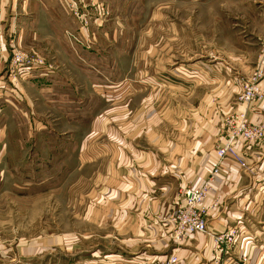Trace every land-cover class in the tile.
<instances>
[{"label": "rangeland", "instance_id": "1", "mask_svg": "<svg viewBox=\"0 0 264 264\" xmlns=\"http://www.w3.org/2000/svg\"><path fill=\"white\" fill-rule=\"evenodd\" d=\"M5 1L4 8L0 3V56L6 51L0 65L4 262L18 253L20 242H33L34 253H40L57 237L68 255L80 251L86 259L91 249L105 251L109 240L115 241L111 221L116 217L108 210L126 199L112 195L110 180L117 181L121 170L132 165L127 157L163 155L154 142L158 135L167 139L171 127L183 122L190 103H206L203 115L210 127L222 131L224 143L216 141L215 152L242 123L260 124L245 109L264 93L249 101L244 97L256 86L264 92V0H72L87 16L84 30L69 11V0H60L61 5L55 0L63 8L62 21L54 25L56 35L42 32L38 21L39 32L25 31L22 40L19 22L9 23ZM12 49L43 58L54 73L31 80L39 83H10ZM188 85H195V92L185 93ZM200 94L208 98L201 101ZM213 164L201 184L221 165ZM192 186L199 185L176 191L173 213L180 193ZM170 198L162 197V203ZM173 231L171 224L166 236L174 244ZM218 236L224 241L218 247L238 246L236 230L225 229ZM185 242L175 243V249ZM227 251L219 255L220 262L248 264L246 257Z\"/></svg>", "mask_w": 264, "mask_h": 264}, {"label": "crops", "instance_id": "2", "mask_svg": "<svg viewBox=\"0 0 264 264\" xmlns=\"http://www.w3.org/2000/svg\"><path fill=\"white\" fill-rule=\"evenodd\" d=\"M4 1L0 0L3 8ZM56 1L61 5L60 0ZM56 1L12 0L11 3V0H8L9 23L15 20L19 22V39L22 40L25 31H33L35 34L39 32L36 28L38 21H41L43 26L42 32L47 29L55 34L57 28L55 29L54 25L57 27L60 19L62 21V6ZM29 21L33 23L31 28L27 27ZM13 28L9 26L10 31ZM34 33L30 34L35 35ZM3 54L2 57L0 56V65L1 60L4 59ZM1 78L3 77L1 76L0 80ZM35 82L40 81H30V83ZM46 82L47 79L44 80V83ZM55 83L58 84L57 81ZM187 87L185 93L195 92L192 91L195 85L190 86V91ZM190 94L188 96L191 101ZM200 95L201 101L208 98L207 94ZM54 96L56 95H51ZM223 97L219 95L216 98H220L222 102ZM205 105L206 103L198 106L190 103L183 122H176L171 127L169 137L163 140L162 136L158 135L154 144L158 145L159 152L161 148L164 150L163 155L151 154L144 157L139 154L133 158H125L126 163L132 165L121 170L117 181L110 180L115 185L114 187L111 185L115 188H112L114 190L112 195L120 194L126 199L114 209L112 207L108 210L116 217L111 221L113 228L111 233H114L112 237L115 241L109 240L110 243L104 247L105 251L100 252L97 247L91 249L86 259H82L80 251L68 255L63 250V241L57 237L52 239L53 246L50 249L45 248L41 243L43 247L40 253H34L31 247L33 242H20L23 245L19 250L15 249L18 253L12 255L9 261L4 262L0 259V264H70V261L71 264H82L84 260L88 261L87 264H142L146 260L164 258L172 253L178 257L180 264H230L225 258L221 262L219 259L223 251L229 252L227 250L235 251L238 257H246L248 264L262 263L264 260V139L257 143L242 142L236 147V154L242 165L236 163L233 155L224 156L213 177V188L206 201L217 204L206 218L207 234L193 235L185 243L178 245L177 249L175 243L167 240L166 235L171 228L170 217L177 200L174 199L176 191L186 185H200L208 179L216 161L214 144L218 140H220L218 143H224V138L219 137L222 131L218 126L210 127L208 118L205 117L207 115H203V111L207 110ZM237 109L243 110L244 107L237 105ZM245 110L251 121L259 122L264 126V96ZM0 131L2 132L1 129ZM152 136L155 134L152 133ZM161 145L163 147H160ZM132 197H136L135 203H132ZM162 197L171 198L170 201L166 200L162 203ZM225 229L236 230L238 246L229 249L230 245L226 247L222 245L219 251L216 244L214 248L211 245V238ZM77 242L79 243V239ZM110 244L113 245L114 251L113 247H108Z\"/></svg>", "mask_w": 264, "mask_h": 264}, {"label": "built area", "instance_id": "3", "mask_svg": "<svg viewBox=\"0 0 264 264\" xmlns=\"http://www.w3.org/2000/svg\"><path fill=\"white\" fill-rule=\"evenodd\" d=\"M78 2L68 1L69 11L72 13L74 20L77 21L80 29L84 30L88 24L86 14L80 12L77 8ZM55 68L48 64L43 58L37 56H30L28 53H23L17 49L11 50V58L8 63V76L7 79L10 83H18L20 81H31L33 79L47 78L50 74H53ZM264 85V83H262ZM2 86H0L1 88ZM3 88V87H2ZM247 93L244 100H252L256 97H260L262 93V87H254L252 90H246ZM13 92V90H12ZM264 138L263 127L260 124L249 125L242 123L236 129L226 144L223 145L216 152V161L219 165L224 156L227 154L233 155L238 163L241 164V160L236 154V147L242 142L257 143ZM216 173V169L213 174ZM211 175L210 180L214 177ZM209 180V181H210ZM201 184L199 186H192L186 188L180 193L177 209L171 216L170 222L173 226L172 240L173 242L180 244L183 241H187L191 236L196 234H207L206 218L208 217L210 210L214 209L217 204L207 203V198L210 193V182ZM212 185V183H211ZM216 247L218 244H223V237H214ZM229 241V239H228ZM219 251L221 247H218ZM142 264H180L178 257L175 254L170 255L164 261L151 262Z\"/></svg>", "mask_w": 264, "mask_h": 264}]
</instances>
